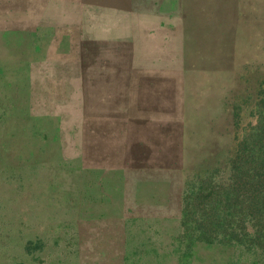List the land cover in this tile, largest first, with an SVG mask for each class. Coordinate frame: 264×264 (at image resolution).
Listing matches in <instances>:
<instances>
[{
    "label": "rangeland",
    "instance_id": "rangeland-1",
    "mask_svg": "<svg viewBox=\"0 0 264 264\" xmlns=\"http://www.w3.org/2000/svg\"><path fill=\"white\" fill-rule=\"evenodd\" d=\"M263 81L264 0H0V264H264L202 182Z\"/></svg>",
    "mask_w": 264,
    "mask_h": 264
},
{
    "label": "trees",
    "instance_id": "trees-1",
    "mask_svg": "<svg viewBox=\"0 0 264 264\" xmlns=\"http://www.w3.org/2000/svg\"><path fill=\"white\" fill-rule=\"evenodd\" d=\"M261 84L263 87L256 95L255 124L245 128L246 134L236 144L234 152L218 163L220 167L204 173L202 182L215 185L220 182L216 178L221 179L227 171L224 178L227 188L226 192L222 193H226V212L222 217L225 231L218 241H222L224 237L225 242L242 240L247 247L255 246L264 257V81ZM233 117L237 124L236 112H233ZM212 192L218 194V189H199L195 193H183V225H187L191 230L201 227L197 241L205 242L207 233H215L219 195H215L216 200L213 203H205ZM204 209L210 216L204 214Z\"/></svg>",
    "mask_w": 264,
    "mask_h": 264
}]
</instances>
